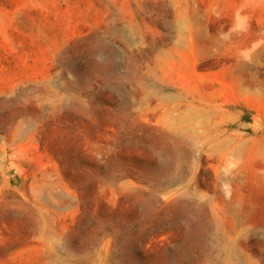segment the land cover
I'll return each instance as SVG.
<instances>
[{"label":"rangeland","instance_id":"374dc122","mask_svg":"<svg viewBox=\"0 0 264 264\" xmlns=\"http://www.w3.org/2000/svg\"><path fill=\"white\" fill-rule=\"evenodd\" d=\"M0 264H264V0H0Z\"/></svg>","mask_w":264,"mask_h":264},{"label":"bare ground","instance_id":"6f19581e","mask_svg":"<svg viewBox=\"0 0 264 264\" xmlns=\"http://www.w3.org/2000/svg\"><path fill=\"white\" fill-rule=\"evenodd\" d=\"M244 86V85H243Z\"/></svg>","mask_w":264,"mask_h":264}]
</instances>
